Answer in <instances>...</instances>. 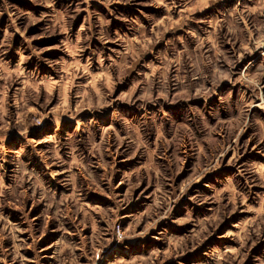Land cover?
<instances>
[{"label":"rangeland","instance_id":"1","mask_svg":"<svg viewBox=\"0 0 264 264\" xmlns=\"http://www.w3.org/2000/svg\"><path fill=\"white\" fill-rule=\"evenodd\" d=\"M0 264H264V0H0Z\"/></svg>","mask_w":264,"mask_h":264}]
</instances>
